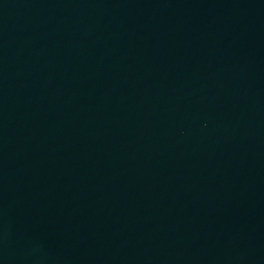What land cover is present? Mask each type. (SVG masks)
<instances>
[{"label": "water", "instance_id": "water-1", "mask_svg": "<svg viewBox=\"0 0 264 264\" xmlns=\"http://www.w3.org/2000/svg\"><path fill=\"white\" fill-rule=\"evenodd\" d=\"M0 264H264V0H0Z\"/></svg>", "mask_w": 264, "mask_h": 264}]
</instances>
